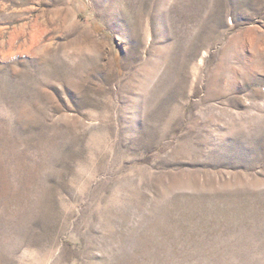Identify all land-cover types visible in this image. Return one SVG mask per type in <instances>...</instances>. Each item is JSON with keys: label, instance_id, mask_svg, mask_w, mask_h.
Returning <instances> with one entry per match:
<instances>
[{"label": "rangeland", "instance_id": "1", "mask_svg": "<svg viewBox=\"0 0 264 264\" xmlns=\"http://www.w3.org/2000/svg\"><path fill=\"white\" fill-rule=\"evenodd\" d=\"M0 264H264V0H0Z\"/></svg>", "mask_w": 264, "mask_h": 264}]
</instances>
